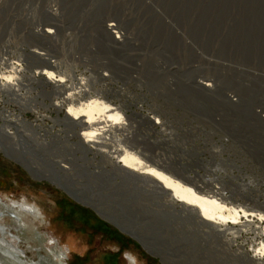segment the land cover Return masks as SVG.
<instances>
[{
  "label": "rangeland",
  "instance_id": "obj_1",
  "mask_svg": "<svg viewBox=\"0 0 264 264\" xmlns=\"http://www.w3.org/2000/svg\"><path fill=\"white\" fill-rule=\"evenodd\" d=\"M10 3L15 19L12 48L24 46L27 52L41 49L44 44H55L40 31L54 22L48 10L50 5L60 7L59 34L74 29L88 39L101 38L103 21L120 19L131 38L125 48L128 92L133 96L141 93L166 115L176 144L175 152L170 154L171 165L182 172L186 166L191 169L187 170L189 173L197 172L205 180L222 184L227 194H232L234 203L253 212H264V120L252 114L264 112V0H10ZM23 5L30 9L23 10ZM29 60L39 59L30 55ZM197 78L210 81L214 89L201 88L195 82ZM228 93L238 100L234 106L228 101ZM185 108H200L207 116L202 129L204 159L194 157L192 165L183 159L182 151L187 130ZM214 114H219L220 120L214 119ZM2 128L11 133L3 132ZM0 131L14 145L15 139H23L20 136L39 137L45 153L52 146H59L55 141L56 124L49 121L2 123ZM65 135L68 140V132ZM219 135L227 136L228 140L222 137V142L219 141ZM9 150L18 156H28V151L23 153L13 147ZM149 154L142 156L159 162L158 156ZM46 156L59 158L50 153ZM68 156L75 159L71 152ZM95 159L99 164L100 156ZM13 160L0 152V199L4 204L26 200L36 204L43 214L37 219L21 216L24 221L18 224L7 215L1 222L20 237V249L26 251L29 261H40L42 257L43 264H77L78 258L84 264H240L247 253L252 257L251 264L264 262V249L261 250L264 220L257 217L239 218L234 225L239 230L233 234L195 241L197 245L187 246L185 257L173 246L160 256L143 248L93 208L72 199L64 189L49 180L34 178ZM49 166L59 169L57 163ZM62 173L66 174L63 170ZM73 173L68 171L69 175ZM88 210L125 238L98 225ZM3 211L6 212L4 208ZM183 225L192 229L188 221ZM183 225L175 224L177 230Z\"/></svg>",
  "mask_w": 264,
  "mask_h": 264
},
{
  "label": "built area",
  "instance_id": "obj_2",
  "mask_svg": "<svg viewBox=\"0 0 264 264\" xmlns=\"http://www.w3.org/2000/svg\"><path fill=\"white\" fill-rule=\"evenodd\" d=\"M22 7L23 10L30 9L27 5ZM48 8L51 9L49 11L54 22L44 29L46 38L55 41V44H44L39 57L34 55L39 60H29L32 54L27 52L26 47L21 46L17 50L12 48V30L15 25L13 6L10 0H0V125L15 117L20 121L55 123V141L59 142L61 149L67 146L76 158L81 156L82 148L88 145L104 154L127 150L146 155L152 152L158 156L160 163L172 162L170 154L175 152L176 144L166 115L145 100L141 93L133 96L128 92L125 48L131 38L123 22L116 17L104 20L101 38L88 39L74 29L59 34L62 32L60 7L53 4ZM195 82L205 90L214 89L211 82L208 85L198 78ZM227 97L230 104L238 101L233 94L228 93ZM88 102L104 107L101 114L96 113L94 116L100 120L99 123L87 122L88 118L81 112L76 114L75 111ZM35 107L37 109L33 110ZM190 110H184L187 130L183 134L182 150L183 159L188 165L193 164L194 157L204 159L205 132L202 129L207 120L206 112L200 108ZM252 114L264 120L262 110L252 111ZM214 119L220 120L219 114H214ZM70 125L75 130L69 133L67 140L65 131L70 129ZM193 128L198 131H192ZM27 137L24 142L23 139H15L13 149L28 151V157L33 154L42 156L43 153H38L42 139ZM222 137L228 140L227 136L219 135V141L222 142ZM196 140H199V144ZM6 142L0 131V152L5 149ZM159 154L167 155V158H161ZM34 155L35 173L27 171L34 178L42 179L39 176L43 174V165L40 164V158ZM189 175H198L203 179L197 172ZM211 186L219 193L218 197L233 199L222 184L212 182Z\"/></svg>",
  "mask_w": 264,
  "mask_h": 264
},
{
  "label": "bare ground",
  "instance_id": "obj_3",
  "mask_svg": "<svg viewBox=\"0 0 264 264\" xmlns=\"http://www.w3.org/2000/svg\"><path fill=\"white\" fill-rule=\"evenodd\" d=\"M40 31L47 37L44 28ZM41 53L40 48L30 51V54L37 57ZM202 80L208 85L211 84L204 78ZM103 111V106L88 102L75 112L76 114L81 112L86 116L87 122L99 123L100 120H96L94 116ZM16 121L21 122L15 117L7 123ZM22 122L35 123L30 120ZM69 127L70 129L64 130L65 134L68 132V136L75 130L72 125ZM2 131L11 133L7 128H2ZM20 137L24 142L26 137ZM3 138L7 142L1 152L34 174L36 163L32 158L34 154L30 157L15 155L9 150L14 145L13 142L10 144L8 142L11 138ZM38 153H43L42 156L34 155L40 158V164L43 165V174L39 176L40 178L64 189L76 201L93 208L103 219L137 240L143 248L146 247L157 255L161 254L160 256L173 246L185 257L187 246L197 245L195 241H209L224 237L228 233L233 234L239 230L234 227L239 218L257 217L264 220V212H253L243 205L234 203L233 199L224 201L222 197H218L219 193L211 186L212 182L198 175H189L186 166L184 172L177 168L175 170V166L159 163L154 158L149 160L142 156L143 153L127 150L104 154L86 146V149L82 150V156L76 158L73 154L75 157L73 160L68 156L70 150L67 146L59 149L57 144L52 146L48 153L42 149ZM49 153L50 156L59 158H48L46 155ZM90 153L93 154L92 157L89 156ZM95 156H100L99 164H96ZM51 163H57L59 169L49 166ZM93 165L95 168L90 169ZM62 170L66 174L63 175ZM70 170L74 172L72 175L68 174ZM42 214L36 204L26 200L4 204L0 199V264L44 263L42 257L40 261H29L26 251L20 249V237L9 229V225L1 222L7 215L18 224L19 221H24V217L37 219ZM21 216H24L23 219ZM187 221L192 224L191 230H187V226L183 225ZM177 223L183 225L182 229L177 230L175 226ZM169 234H172V237ZM263 249L264 243L261 250ZM243 257L240 264H251L249 262L252 260L251 256L245 253Z\"/></svg>",
  "mask_w": 264,
  "mask_h": 264
},
{
  "label": "trees",
  "instance_id": "obj_4",
  "mask_svg": "<svg viewBox=\"0 0 264 264\" xmlns=\"http://www.w3.org/2000/svg\"><path fill=\"white\" fill-rule=\"evenodd\" d=\"M70 200H71V199H70ZM71 201H72V200H71ZM88 212H90V214L92 215V217L95 219V222L99 223L98 225H102V226L106 227L108 230L115 232L117 235H119L120 238H122V237L125 238L120 232H118L117 230H115L114 228H112L110 225H108V224L105 223V222H101V221L97 218V216H96V214H95L94 212H92V211H90V210H88ZM126 239H127V238H126ZM128 241H129V240H128ZM75 261L78 262L77 264H84V261H83L81 258H78V259H76Z\"/></svg>",
  "mask_w": 264,
  "mask_h": 264
},
{
  "label": "water",
  "instance_id": "obj_5",
  "mask_svg": "<svg viewBox=\"0 0 264 264\" xmlns=\"http://www.w3.org/2000/svg\"><path fill=\"white\" fill-rule=\"evenodd\" d=\"M70 196V195H69ZM71 197V196H70ZM72 198V197H71ZM74 199V198H72ZM75 200V199H74ZM76 201V200H75ZM78 202V201H77ZM96 212V211H95ZM97 213V212H96ZM98 214V213H97ZM99 215V214H98ZM100 216V215H99ZM101 217V216H100ZM117 227V226H116ZM119 229V227H117ZM120 231H122L121 229H119Z\"/></svg>",
  "mask_w": 264,
  "mask_h": 264
}]
</instances>
